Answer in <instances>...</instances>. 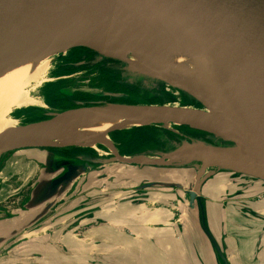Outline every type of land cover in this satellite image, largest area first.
Returning <instances> with one entry per match:
<instances>
[{
  "label": "rangeland",
  "instance_id": "1",
  "mask_svg": "<svg viewBox=\"0 0 264 264\" xmlns=\"http://www.w3.org/2000/svg\"><path fill=\"white\" fill-rule=\"evenodd\" d=\"M68 51L65 49L49 57L50 65L45 78L47 80L34 88L35 92L31 93V97L41 102L39 100H42L41 92L47 95L54 88L62 98L78 106L85 104L88 106V102L84 103V101L93 98L97 101L95 104L109 103L120 106L171 104L176 103L178 99L183 105L190 104L186 94L177 93L163 81L145 75V73L130 72L126 64L121 62L120 64H112L111 58H101L102 56L92 50L90 51L94 52L97 57L92 58L93 65L88 67L87 71L82 68L81 70L85 71L82 74L61 78L58 75L59 72L56 73L54 70L56 65H59L58 68L60 67V62ZM83 63L87 64L88 61L85 60L76 66L81 67ZM100 67L109 68L114 75L115 78L111 79L112 84L128 85L135 91V94L122 93L120 87L108 90L107 84L103 81L107 75L102 76L99 73L98 68ZM117 74L119 75L116 77ZM33 86L35 85L31 84L28 90H32ZM85 96L87 98H82L84 101L81 100V97ZM41 104L45 108L35 107V109L37 108L46 117L58 111H64L50 104L47 105L42 102ZM24 109H12L9 114V117L15 120L19 126L28 122L26 116L22 120H18L16 117L19 116L18 112H23ZM32 109L34 110V107ZM179 127L183 126H174L169 130L152 125L132 126L129 129L109 130L107 136L113 149L120 155L118 144L112 138L113 133L129 131L133 128L152 129L153 132L150 133V137L155 143L154 147L144 151L140 149V152L136 150V153L130 157L167 154L176 151L184 144L198 141L222 147L231 145L229 141L215 139L209 134L208 136H197L196 134L187 136L184 131L177 130ZM150 142L146 145L151 144ZM95 145L98 149L99 144L96 142ZM73 147L84 149V147L75 145H67L61 148ZM103 148V151L108 153L107 149ZM46 149L49 148H22L19 151L14 150L13 152L16 151L15 154L8 152L0 158V232L1 234L5 232L3 238L6 240L4 244H0V264H145L137 259L135 249L146 244L147 238L142 236L140 240L136 239L138 240L135 241L136 248L131 249L130 238L120 241L121 237L117 234H119V230L126 229L124 224H129L130 214L137 211V207H141L148 199L153 201L151 197H154L156 201V208L162 210L167 205L165 204L166 201L173 199L174 203L167 205L172 207L177 199L179 210H173L176 217L183 209L195 210L196 220L209 240V236L202 226L204 223L209 229L206 216L202 219L204 203L202 204L200 199L201 202L196 201L191 206L188 198V192L194 185L197 173L195 164L183 162L182 165L178 164L177 166L122 165L108 163V159L112 157L109 154L100 157L92 151H83L79 156L76 154V157L69 156V160L78 165L76 176L72 182L59 189L57 194L49 200L42 201L41 197L44 195L46 183L63 171L55 172L48 169L46 164L51 158L62 156L54 155ZM157 162L163 163L164 160L158 158ZM216 168L212 167L216 173L229 176L230 181L233 182L231 187L236 192L242 190L241 188L246 186L249 188L252 184L261 182L258 179L233 175ZM235 178H237L236 181ZM178 190L180 191L177 193ZM259 190L263 194L259 193L261 195L256 197V201L264 197V186H259ZM235 195L236 193L229 196L228 193L227 195L224 194L221 201H225L227 198L230 199V202L234 201V205L241 211L235 213L238 218L235 222H245L248 227L238 230L228 225L227 234L224 233L220 241L213 244L210 240L209 242L211 246L215 244V246L220 247L226 238L229 248L228 255H232L230 248L234 245L239 248V258L243 263L251 261L250 264H264V205H261L262 214L255 212L253 215L248 212L250 209L247 204L240 203L242 198L235 197ZM230 206L232 205H226L227 211H229ZM204 214L206 215L205 208ZM86 217L90 220L84 221L83 219ZM2 221L7 223L6 228H9L11 224H16V229L20 226L22 228L8 232L10 230L3 227ZM48 225L53 226L43 229ZM93 227L96 228L93 229ZM129 228L127 229L128 233L130 232ZM104 235L108 236L104 238ZM101 237L102 239L99 240ZM75 238L81 240L90 238L91 241L84 248ZM37 240L41 243H52V245L44 244L39 248L31 246ZM73 242H76L78 246L73 247ZM86 242L88 243V241ZM77 255H80L81 258H77ZM124 257L126 258L124 259ZM214 258L216 262L219 261L216 257ZM217 264L224 263L219 261Z\"/></svg>",
  "mask_w": 264,
  "mask_h": 264
},
{
  "label": "water",
  "instance_id": "2",
  "mask_svg": "<svg viewBox=\"0 0 264 264\" xmlns=\"http://www.w3.org/2000/svg\"><path fill=\"white\" fill-rule=\"evenodd\" d=\"M156 29L170 38L197 46L207 62L193 76L183 77L182 72L172 70H144L145 75L163 81L177 93L186 94L190 104L183 105L178 99L176 103L180 107L208 110L212 116L228 123L234 133L230 138H222L193 128L191 123L207 119L202 115L146 111L139 114L138 120L148 121L150 126L162 127L167 123L188 127L229 141L231 145L222 147L198 141L184 144L171 153L141 157L145 161L137 160L138 156L117 153L107 162L177 166V162L169 160L175 156L187 157L185 163L197 167L194 185L188 192L191 206L200 201L203 184L217 174L212 167L258 179L263 184L264 0H0V59L14 54L25 42L54 33L58 38L50 50L55 46L70 50L89 49L94 41L133 38ZM111 59L130 67L128 59ZM111 105L114 104L58 111L47 120L7 130L0 134V157L22 148L45 149L23 147L15 139L54 128L61 123L59 118L67 114L104 112ZM164 105L141 106L150 109ZM123 107L135 109L139 105ZM156 158L164 162H157ZM48 163L49 170L63 171L46 183L42 201L69 185L78 170V165L69 159L54 158Z\"/></svg>",
  "mask_w": 264,
  "mask_h": 264
},
{
  "label": "bare ground",
  "instance_id": "3",
  "mask_svg": "<svg viewBox=\"0 0 264 264\" xmlns=\"http://www.w3.org/2000/svg\"><path fill=\"white\" fill-rule=\"evenodd\" d=\"M57 38V33L52 36L36 37L19 46L14 54L0 59V134L19 126L9 117L12 109L45 108L41 104V102L44 104L41 99L39 102L30 95L35 92L34 88L47 80L45 78L50 65L49 57L65 49V46H55L50 50V46L56 43ZM88 48L104 57L128 59L131 63L128 69L141 73L172 70L182 72V76L187 77L197 74L207 62V58L197 46L170 38L157 29L146 31L145 34L133 38L94 41ZM31 84L35 86L29 91ZM108 108L109 110L104 112L67 114L59 118L61 123L56 127L41 133L19 137L15 141L17 144L25 145L23 147L61 148L75 145L91 149L100 157L107 154L117 156V152L108 140L107 133L117 128L149 126L148 121L138 120L139 114L146 111L202 115L207 119L191 123L193 128L222 138H230L234 133L228 123L218 116H212L208 110L180 107L177 103L150 109L139 106L135 110L118 105H111ZM173 126L175 125L166 123L161 128L169 130ZM96 142L104 146L108 153L98 150ZM136 159L146 160L141 157ZM186 161L187 157L184 156H175L169 160L179 165Z\"/></svg>",
  "mask_w": 264,
  "mask_h": 264
},
{
  "label": "crops",
  "instance_id": "4",
  "mask_svg": "<svg viewBox=\"0 0 264 264\" xmlns=\"http://www.w3.org/2000/svg\"><path fill=\"white\" fill-rule=\"evenodd\" d=\"M15 152L13 153L15 154ZM236 180L237 178H235V181ZM232 185L233 182L230 181L229 176L217 173L212 178L207 180L201 189V200L202 204L204 203L203 206L206 212L207 225L211 234L215 239H217V241H220L224 233L227 234L228 225H231L233 229L238 230H242L243 227H248L245 222H235L238 220L235 213H240V208L234 205V201L230 202L229 198L225 199V201H221L224 194L227 195L228 193L229 196L230 194L236 193L235 197L242 198L240 203L245 205L247 204L250 209L248 212L253 215H255V212L261 213V205H264V197H262L261 200L256 201V197L263 194V192L259 190V186H264L261 182L259 184H252L249 188L247 186L241 188L242 190L239 192H236V190L231 187ZM179 191L180 190H178L177 193ZM151 199L153 201L148 199L141 207H137V211L130 214L131 219L130 222H128L129 224H124L126 229L119 230V234H117L121 237V239H119L120 241L130 238L131 249L136 248L135 241L140 240L142 236L147 238L146 244H143L135 249L137 259L145 264H216L212 246L208 238L202 232L199 222L196 220L195 210H189L188 208L183 209L176 217L173 210H179V207H177V205H179L176 201L177 199L172 207L167 205L173 204V199L166 201L165 204L167 205L164 210L156 208V201L154 197H151ZM229 204L232 206H230L229 211H227L226 205L228 206ZM2 224L6 230H10L8 232L22 228V226H20L16 229V224H11L9 228H6L7 223L4 221H2ZM52 226L53 225H48L43 229H47ZM128 227H130L129 233L127 232ZM95 228L96 227H93V229ZM4 233L5 232L1 234L0 232V244H4L6 242L3 238ZM107 236L104 235V238ZM101 239L102 237L99 238V240ZM76 240L78 243H81L80 245L84 248L88 246L91 241L90 238H87V240H85V238L82 240ZM86 241H88V243ZM44 244L52 245V243H41L37 240L36 242H33L32 246L39 248L44 246ZM224 244L229 264L251 263V261H246L244 263L241 261L239 258L240 250L234 245L230 248L232 255H228L229 248L226 238L224 239ZM72 246L75 247L78 246V244L73 242ZM244 247H246V245H244ZM78 257L81 258L80 255H77V258ZM72 258L74 257L72 256ZM125 258L126 257H124V259ZM72 261L74 262V260Z\"/></svg>",
  "mask_w": 264,
  "mask_h": 264
},
{
  "label": "trees",
  "instance_id": "5",
  "mask_svg": "<svg viewBox=\"0 0 264 264\" xmlns=\"http://www.w3.org/2000/svg\"><path fill=\"white\" fill-rule=\"evenodd\" d=\"M73 55H70L68 58H66L65 63H67V62L69 63L71 60H75L76 54H73ZM104 61H107V60L104 59ZM111 63L112 64H120V62L113 61V60L111 61ZM72 69L73 68H71V65H65L64 67L61 68V70H59L58 75L59 76H68L72 73ZM107 69H109V68H107ZM107 69L103 72L102 76L107 75V77H105L103 81H105V83L107 84L106 87L108 90L120 87L122 93L131 94V93L135 92L128 85L120 86V84H118V83H117L118 85H115L116 83L112 84L111 79H113L115 77H114V75H112L111 71H108ZM118 75L119 74H117L116 77ZM131 96H133V95H131ZM48 103L53 107L60 108V110H69V108H72L74 106L72 104V102H68L67 100H65V98H62L60 93L54 88H52L48 94ZM192 103L194 104V102H192ZM152 104H155V103H152ZM195 106L198 107V105H195ZM23 113L25 114L26 117L29 118V119H27L28 121H34V120L36 121V120L41 119L39 117V115H40L39 110H29V111L25 110ZM178 129L180 131H184V133L187 136H191V135L193 136L194 134H196L197 136L198 135L208 136V134H206L205 132L196 131V130H193V129H190V128L184 127V126L179 127ZM150 133H152L150 129L133 128L129 131L115 132V133H113L112 138H113L114 142L118 144L117 146L119 147V152L122 154V156H130V155H133L134 153H136V150H137V152H140L141 151L140 149L144 150L147 146H151L152 144L154 145V141L152 142L151 137L149 136V135H151ZM149 142L151 143V145H146ZM99 147L103 148L100 145H99ZM91 151L93 153H95L93 150H91ZM202 225L205 228L204 223Z\"/></svg>",
  "mask_w": 264,
  "mask_h": 264
},
{
  "label": "flooded vegetation",
  "instance_id": "6",
  "mask_svg": "<svg viewBox=\"0 0 264 264\" xmlns=\"http://www.w3.org/2000/svg\"><path fill=\"white\" fill-rule=\"evenodd\" d=\"M73 54H76V59L75 60H71L69 63L67 62V63H65V60H66V58H68L70 55H73ZM74 56V55H73ZM97 57V55L94 53V52H92V51H90V50H88V49H85V48H73V49H71V50H69L68 51V53L64 56V58L61 60V62H60V67L58 68V66L59 65H56V67H55V70L54 71H56V73H58L59 72V70H61V68L62 67H64L65 65H71V68H73L72 69V73L70 74V75H68V76H75V75H77V74H82L83 72H85V71H87L88 70V67H90V66H92L93 65V61H92V58H96ZM88 61V63L87 64H85V63H83L82 64V66H84V67H79V66H76V65H79V64H81V62H83V61ZM103 63H107V62H103ZM82 68H85V71H82L81 69ZM106 70V68L105 67H100V68H98V71H99V73L102 75L103 74V72ZM107 70H109V69H107ZM102 71V72H101ZM110 71V70H109ZM59 77H61V78H63L64 76H59ZM46 87H48V86H46ZM41 97H42V101L45 103V104H49L48 103V94L47 95H45L44 94V92L42 93L41 92ZM82 98H87L86 96L85 97H81V100H83ZM47 101V102H46ZM84 101V100H83ZM86 102H88V106H86L87 104H85L84 106L85 107H89V106H95V105H97V104H95L97 101L93 98L92 100H87V101H84V103H86ZM74 103H76V102H74ZM73 104V103H72ZM74 105V104H73ZM78 107H80V106H78V105H74L72 108H69V109H74V108H78ZM25 110H33L32 109V107H29V108H25L24 109V111ZM34 110H38L37 108L35 109V107H34ZM60 110V109H59ZM23 111V112H24ZM23 112H21V111H19L18 113H19V116H16L17 117V119L18 120H22V119H24L25 118V114L23 113ZM39 113H40V115H39V117L41 118L40 120H34V121H28L27 123H24V125L25 124H28V123H35V122H38V121H42V120H47L49 117H46L44 114H42L40 111H39ZM27 119H29L28 117H27ZM151 130V132H153V130L152 129H150ZM177 130H179L178 128H177ZM191 134V133H190ZM149 136H151V135H149ZM152 142H153V140H152ZM149 145H151V144H149ZM154 145H155V143H154ZM154 145L152 144L151 146H147L144 150H146V149H148V148H151V147H154ZM85 149V148H84ZM84 149H82V148H76V147H73V148H69V149H67V148H49V149H46V150H49V152L50 153H52V154H54V155H58V156H62V157H57V159H64V160H66V159H70V157L69 156H72V157H74L75 156V154L77 155V156H79V154L80 153H82L83 151H88L89 150V152L91 151V149H88V148H86L85 150ZM99 150H104V148L102 149V148H98ZM143 150V151H144ZM104 152V151H103ZM96 154H97V152H95ZM98 155V154H97ZM120 155H122L121 153H120ZM99 156V155H98ZM76 157V156H75ZM51 159H54V158H51ZM0 166H1V159H0ZM22 205H23V203H21ZM86 216H87V214H86ZM206 215L204 214V208H203V212H202V219L205 217ZM84 221L85 220H90V219H88V217H86V218H84L83 219ZM203 226V225H202ZM204 227V226H203ZM204 230H205V232H206V234L209 236V240H210V242H211V244H213L214 242L215 243H217V239H215L214 237H213V235L211 234V232L209 231V229L205 226V228H204ZM32 246V245H31ZM212 250H213V252H214V255H215V257L220 261V262H223L224 264H229L228 263V260H227V255H226V247H225V244L223 243L222 244V246H215V244L212 246ZM219 261H217L216 262V264L217 263H219Z\"/></svg>",
  "mask_w": 264,
  "mask_h": 264
}]
</instances>
